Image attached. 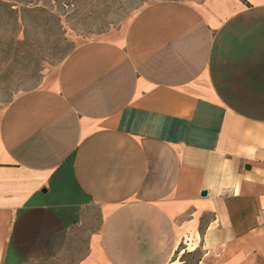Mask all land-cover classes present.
Wrapping results in <instances>:
<instances>
[{
  "label": "crops",
  "instance_id": "0c3cea01",
  "mask_svg": "<svg viewBox=\"0 0 264 264\" xmlns=\"http://www.w3.org/2000/svg\"><path fill=\"white\" fill-rule=\"evenodd\" d=\"M90 206L80 264H169L182 229L199 264H264V0L149 3L9 103L0 264L49 257Z\"/></svg>",
  "mask_w": 264,
  "mask_h": 264
},
{
  "label": "rangeland",
  "instance_id": "374dc122",
  "mask_svg": "<svg viewBox=\"0 0 264 264\" xmlns=\"http://www.w3.org/2000/svg\"><path fill=\"white\" fill-rule=\"evenodd\" d=\"M155 1L159 0H0V118L18 95L47 84L77 44L121 37L136 13ZM103 216L101 208L90 206L79 225L53 241L49 257L24 264H80ZM183 231L173 264H199L201 242L190 230L185 235ZM212 258L204 264L224 263Z\"/></svg>",
  "mask_w": 264,
  "mask_h": 264
},
{
  "label": "bare ground",
  "instance_id": "6f19581e",
  "mask_svg": "<svg viewBox=\"0 0 264 264\" xmlns=\"http://www.w3.org/2000/svg\"><path fill=\"white\" fill-rule=\"evenodd\" d=\"M195 236V235H194ZM194 245V244H193ZM191 246V245H190ZM192 248V247H191ZM189 249V248H188ZM193 249V248H192ZM186 251V250H185ZM183 252V250H181L180 251V253H182ZM173 263H175V261L174 260H172L169 264H173Z\"/></svg>",
  "mask_w": 264,
  "mask_h": 264
},
{
  "label": "water",
  "instance_id": "95a60500",
  "mask_svg": "<svg viewBox=\"0 0 264 264\" xmlns=\"http://www.w3.org/2000/svg\"><path fill=\"white\" fill-rule=\"evenodd\" d=\"M206 194V191H201V195L204 196Z\"/></svg>",
  "mask_w": 264,
  "mask_h": 264
}]
</instances>
